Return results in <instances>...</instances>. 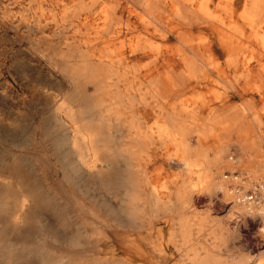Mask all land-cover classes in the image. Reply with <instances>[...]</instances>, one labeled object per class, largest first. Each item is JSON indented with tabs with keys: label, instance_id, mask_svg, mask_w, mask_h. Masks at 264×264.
<instances>
[{
	"label": "rangeland",
	"instance_id": "obj_1",
	"mask_svg": "<svg viewBox=\"0 0 264 264\" xmlns=\"http://www.w3.org/2000/svg\"><path fill=\"white\" fill-rule=\"evenodd\" d=\"M76 7L0 0V264H192L188 249L200 255L202 247L223 264L259 257L260 215L244 210L234 195L210 189L208 174L188 172L172 152L175 145L152 135L159 114L148 91L158 86L162 92L164 85L136 71L150 58L126 51L128 69L111 78L107 49L94 36L104 25V5ZM140 12L127 0L119 5V20L138 26L133 34L144 30ZM123 32L128 45L133 34ZM167 43L177 44L176 34ZM215 74L206 68V76ZM184 86L191 93L227 91L229 104H245L246 142L264 148V94L230 89L222 80L194 79ZM174 97L179 101V94ZM187 138L191 155L215 154L212 136L193 132ZM230 139L231 157L238 144L236 135ZM224 174L231 178L232 170ZM239 188L247 192L251 185ZM182 219L191 238L186 245L179 240ZM172 233L177 241L170 240ZM221 236L225 242L216 241Z\"/></svg>",
	"mask_w": 264,
	"mask_h": 264
},
{
	"label": "bare ground",
	"instance_id": "obj_2",
	"mask_svg": "<svg viewBox=\"0 0 264 264\" xmlns=\"http://www.w3.org/2000/svg\"><path fill=\"white\" fill-rule=\"evenodd\" d=\"M67 1L70 4H67ZM127 1L140 8L141 12L137 14L143 32L133 34L138 26L124 24L119 20V5H122V0H58V3L76 5L79 10L86 9L87 5H104V25L95 30L94 36L107 49L105 58L110 63L112 72L110 77L115 75L119 77L121 69H128L127 58L124 57L126 51H129L131 56L150 58L137 65L136 71H146L145 76H153L151 80L154 84L164 85L162 92L158 86L156 88L152 86L148 91L159 114L150 127L153 131L152 135H157L159 139L168 140L175 145L172 152L179 154L180 165L188 172L197 173L199 178L208 174L210 189L219 190L224 197L229 198L234 195L237 203L240 204L244 192L239 187L244 185L247 188L254 182H263L261 178L264 175V148L255 142H246L245 104H229L227 91L200 89L191 93L189 90L191 88L184 86V83L194 79L214 82L222 80L227 88H250L264 94V0ZM196 26L201 27L202 33L194 34L193 29ZM123 31L133 34L128 45L122 39ZM172 34H176L175 45L167 43ZM118 42H121L122 46L112 49L111 47ZM218 51H221L224 57ZM160 57L164 58L163 63L159 62ZM183 68L186 71L184 74H182ZM206 68L213 69L216 73L215 77L206 76ZM229 71L234 72L232 77L228 75ZM156 73L157 75L154 76ZM242 80L246 83L237 85ZM186 91L187 93L183 94ZM176 94H179V101L174 97ZM161 97L163 98L160 99ZM169 100L173 101L168 106L160 103ZM178 104L181 105L180 109ZM249 109L252 111L253 107ZM117 115L121 117L124 113ZM254 117L256 123L261 126V118L257 114ZM193 132L202 136H212L216 140L215 154L210 156L204 151L191 155L189 153L191 145L187 136ZM234 135L237 136L235 142L238 144V152L230 157L227 156L232 139L230 137ZM94 150L98 151V148ZM225 169L232 170L231 178L225 176ZM238 170H243V174L235 175ZM213 176L215 180H212ZM230 184L233 185L232 188ZM192 186L194 187L195 183ZM153 190L158 192L155 187ZM180 197L181 206H188L186 196L182 194ZM243 202L244 210L257 212L264 219V199L260 202ZM178 233L183 245L191 242L186 220H180ZM170 240L177 241L178 237L172 233ZM142 241L146 242V238ZM188 251L192 253L189 255L192 264H222L210 254L199 255L193 248H189ZM170 256L171 253L167 258Z\"/></svg>",
	"mask_w": 264,
	"mask_h": 264
},
{
	"label": "built area",
	"instance_id": "obj_3",
	"mask_svg": "<svg viewBox=\"0 0 264 264\" xmlns=\"http://www.w3.org/2000/svg\"><path fill=\"white\" fill-rule=\"evenodd\" d=\"M264 199V181L254 182L251 189L244 192L243 201L246 202H260ZM242 201V202H243Z\"/></svg>",
	"mask_w": 264,
	"mask_h": 264
},
{
	"label": "crops",
	"instance_id": "obj_4",
	"mask_svg": "<svg viewBox=\"0 0 264 264\" xmlns=\"http://www.w3.org/2000/svg\"><path fill=\"white\" fill-rule=\"evenodd\" d=\"M260 218L263 219L261 215H260ZM217 228H219V227H217ZM216 241L217 242H225L226 241V238H224L222 236L221 237H217V240ZM202 248L205 251H203L200 255L205 256L207 254H210L211 257H214L213 254H212V252L209 250L210 248H207V247H202ZM215 257L217 258V256H215ZM182 259H183V256L181 255L180 256V261H183ZM243 260L244 261L241 262V263L240 262L239 263L237 262V263H232V264H264V249L259 253V257H257L256 259L251 260V259H245L243 257ZM220 263H222V262L220 261ZM228 264H231V263H228Z\"/></svg>",
	"mask_w": 264,
	"mask_h": 264
}]
</instances>
